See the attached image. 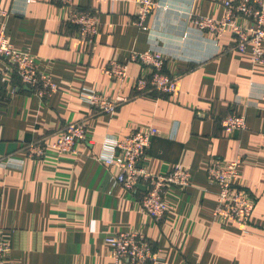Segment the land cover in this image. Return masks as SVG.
<instances>
[{"label": "crops", "instance_id": "crops-1", "mask_svg": "<svg viewBox=\"0 0 264 264\" xmlns=\"http://www.w3.org/2000/svg\"><path fill=\"white\" fill-rule=\"evenodd\" d=\"M227 1L159 0L143 30L135 23L136 0H75V8L97 11L101 20L90 47L58 0H0L10 12L6 31L14 47L29 49L60 88L41 99L1 64L0 88L17 92L0 113V159L22 162H0V217L13 244L5 264H122L104 239L128 230L151 239L164 264H264V65L254 63L250 49L237 51L230 32L216 37L192 21L224 19ZM2 24L0 17V30ZM132 51L163 54L166 72L179 76L175 94L137 95L142 68L135 63L122 82L103 72ZM83 87L128 101L113 115L96 113L80 100ZM231 113L246 117V130H223L221 120ZM70 123L86 127L77 153L49 148L42 159L27 156L28 143L52 144ZM149 127L158 134L142 165L159 174L180 165L191 174L186 190L169 189L161 222L141 208L145 185L133 192L115 185L116 170L98 160L111 151L106 140ZM237 157L238 184L255 204L245 227L214 219L218 189L207 178L211 163Z\"/></svg>", "mask_w": 264, "mask_h": 264}, {"label": "built area", "instance_id": "built-area-1", "mask_svg": "<svg viewBox=\"0 0 264 264\" xmlns=\"http://www.w3.org/2000/svg\"><path fill=\"white\" fill-rule=\"evenodd\" d=\"M58 1L68 9L66 22L76 26L79 39L85 45L92 47L101 30L98 12L75 8V0ZM136 1L139 12L135 23L140 29L147 30L146 21L159 6V0ZM224 6L226 12L224 19L193 17L195 27L203 33L216 37H220L226 31L230 32L235 39L234 48L237 51L246 52L250 49L254 63L264 65V0H229ZM9 16L10 12L0 7V17L3 19L0 30V79L4 74L1 64L6 62L22 85L29 87L41 99H52L60 89L58 84L52 80L51 76L40 71L38 62L29 49L14 47L6 31ZM239 19L249 22V26L240 25ZM131 63L138 64L142 68L141 75L136 79L134 86L137 95L156 93L172 96L175 94L179 76L166 72V59L157 51H132L126 62L112 61L104 67L103 72L112 80L122 82L128 75ZM16 92L17 87L12 85L6 96L0 94V113L2 107L9 106L10 97ZM79 98L90 110L104 115H113L121 104L128 101L126 97L112 99L89 87L82 88ZM221 126L229 134L246 130V117L237 113L228 114L221 120ZM157 134V129L149 127L146 131L137 129L125 139H108L103 142V147L111 151L107 155H100L98 160L116 170L115 185H121L132 192L139 185H145L147 190L141 202V208L156 222H161L168 211L166 197L169 189L175 187L186 190L190 186L191 174L180 165L172 167L167 174L154 173L142 165ZM85 138V125L70 123L64 127L52 144L47 143L46 140L28 143L27 156L42 159L49 148L60 154H75L77 145ZM242 161V157H237L226 163L213 162L209 166L208 182L218 189V204L213 217L219 223L234 222L245 227L255 210V204L249 193L238 184ZM0 162L18 167L22 165L21 161L10 156L0 159ZM104 242L111 248L118 263L164 264L155 253L154 242L138 231L108 233ZM12 248V241L4 230L0 217V264H5L6 257Z\"/></svg>", "mask_w": 264, "mask_h": 264}, {"label": "trees", "instance_id": "trees-1", "mask_svg": "<svg viewBox=\"0 0 264 264\" xmlns=\"http://www.w3.org/2000/svg\"><path fill=\"white\" fill-rule=\"evenodd\" d=\"M4 87V86H3ZM6 88V87H5ZM7 90L6 89H2L0 88V94H2L3 96H6Z\"/></svg>", "mask_w": 264, "mask_h": 264}]
</instances>
